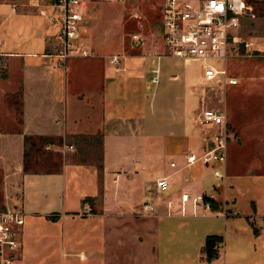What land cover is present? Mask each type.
Wrapping results in <instances>:
<instances>
[{"label": "crops", "instance_id": "0c3cea01", "mask_svg": "<svg viewBox=\"0 0 264 264\" xmlns=\"http://www.w3.org/2000/svg\"><path fill=\"white\" fill-rule=\"evenodd\" d=\"M90 32L91 56L63 61L47 16L30 1L0 3V169L5 205L26 217L20 264H264V85L224 86L218 109L236 138L219 180L212 168L186 167L208 133L193 123L186 64L158 60L143 40L141 54L98 52ZM116 54H125L119 69ZM156 68L166 73L154 85ZM31 140L63 155L61 166L31 170ZM162 178L170 190L161 197ZM163 198L178 211L168 214ZM146 203L159 205L146 215Z\"/></svg>", "mask_w": 264, "mask_h": 264}, {"label": "built area", "instance_id": "2783aa9c", "mask_svg": "<svg viewBox=\"0 0 264 264\" xmlns=\"http://www.w3.org/2000/svg\"><path fill=\"white\" fill-rule=\"evenodd\" d=\"M132 0H30L32 6L47 16L51 25L57 29L55 35V54L66 61L76 57H89L91 51L84 37L85 15L89 6L100 4L126 5ZM152 3L157 12V22L161 28L162 41L166 56L184 62L186 65L198 63L201 68L200 81L223 86H237L239 79L231 76L226 68L230 60L239 59L240 49L245 52L259 51L255 42L246 40L241 29L246 20H256L257 10L264 0H141ZM46 7L51 13H46ZM135 20L142 18L134 16ZM132 41L141 43L139 35H132ZM158 60L163 55L155 54ZM125 54H116L111 64L120 68ZM151 83H159L160 69H153ZM195 125L208 132L202 137L199 153L189 152L184 155L187 168L200 166L212 168L214 177L224 180L222 171L227 162L228 146L236 138L233 126L224 112L218 108L202 107L193 111ZM176 168L175 162L170 164ZM158 194L170 190L167 178L157 181ZM188 195L182 196L179 210L184 213L183 204L189 202ZM168 214L175 213L176 203L173 198H163ZM206 211H211V201L207 196H200ZM157 204L146 203L144 214L155 212ZM26 223L24 212L17 206L0 211V264H20L23 247V233ZM220 244V242H219ZM221 245V244H220Z\"/></svg>", "mask_w": 264, "mask_h": 264}, {"label": "rangeland", "instance_id": "374dc122", "mask_svg": "<svg viewBox=\"0 0 264 264\" xmlns=\"http://www.w3.org/2000/svg\"><path fill=\"white\" fill-rule=\"evenodd\" d=\"M29 1L0 0V3L16 4L23 8V5ZM91 10L85 15L84 37L89 38L90 31H92V42L96 50H99L98 52L113 54L123 51L128 55L141 54L143 50H138L136 43L131 38L132 35L137 34L142 37V44L154 49L159 55L166 54L161 28L156 20L157 12L152 3L132 0L126 5H94ZM257 14L256 20H246L244 22L241 35L244 39L255 42V49L259 51L245 52L241 48L239 59L233 62V65L229 68L230 73L239 79V85L244 88L254 84L264 85V4L258 7ZM134 16H139L142 20H135ZM180 70L184 71L185 75L191 79V91L193 92L191 102L193 107L197 106L196 111L204 106L222 108L221 100L222 95L225 93L223 85L215 83L205 85L201 83L199 80L201 68L198 63L183 65ZM165 73V68H163V73L161 71L159 77L164 76ZM230 88L229 90H231ZM12 99L11 102L14 101L17 105L19 98L13 97ZM239 99L248 101L247 98L241 97ZM245 120L246 118H238V122ZM28 149L27 162L31 170L53 171L63 163V155L49 150L42 141L31 140ZM5 199V174L0 169V211L7 209Z\"/></svg>", "mask_w": 264, "mask_h": 264}, {"label": "trees", "instance_id": "16d2710c", "mask_svg": "<svg viewBox=\"0 0 264 264\" xmlns=\"http://www.w3.org/2000/svg\"><path fill=\"white\" fill-rule=\"evenodd\" d=\"M212 205V204H211ZM215 239L210 238L207 241V254H208V259L211 260L214 257V245H215Z\"/></svg>", "mask_w": 264, "mask_h": 264}]
</instances>
